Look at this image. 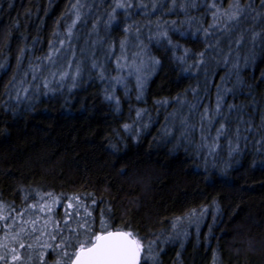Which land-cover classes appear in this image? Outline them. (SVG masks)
Here are the masks:
<instances>
[{
  "label": "trees",
  "instance_id": "16d2710c",
  "mask_svg": "<svg viewBox=\"0 0 264 264\" xmlns=\"http://www.w3.org/2000/svg\"><path fill=\"white\" fill-rule=\"evenodd\" d=\"M75 2L0 0V63L6 64L5 69H0V202L19 212L36 202V192H50L59 197L51 214L62 221L69 198L79 195L90 206L97 225L103 212L111 230L132 231L152 240L159 237L161 230L169 234L177 217L195 209L197 214L204 213L199 227L193 224L187 228L186 237L159 243L158 264H264L261 0H240L242 5L251 4L249 17L231 33L212 32L207 41L203 32L196 31L201 25L207 28L211 24V12L206 15L204 8L189 9L187 15L200 21L189 27L179 23L186 18L180 13L182 9L167 11L172 8V0H155L162 8L147 16L135 7L139 0H132L131 19L123 10H117L116 20L106 27L104 18L116 0H81L89 9L90 19L100 20L97 38H102V43L99 41V47L96 43L95 58L107 70L110 46L119 48L121 40L135 39L124 31L126 26L133 22L141 25L140 37L144 38L149 31L144 25L149 20L178 22L181 34L169 30L172 45L166 40L150 44L151 53L160 64L142 99L138 100L132 92L123 93L121 88L114 93L107 80H101L98 71L91 68V61L81 57L85 52L80 48V23L71 41V50L77 55L75 63L83 62L76 87H71L68 79L63 87L51 85L56 88L54 93L45 94L46 89H41L30 100L9 102L6 89L17 73L21 50L23 72L37 57L47 56L50 45L56 46L61 37L67 39L65 23ZM152 2L144 0L149 7ZM182 2L177 0V4ZM229 3L230 0H223L225 7ZM87 32L96 36L90 29ZM254 32L260 33L255 41ZM241 35L244 38L237 44ZM89 41L83 44L87 54L92 49ZM208 45L215 46V51L209 49L199 69L181 71L197 63L199 53ZM67 50L69 55L71 50ZM177 57H185V61ZM236 63L238 67L233 68ZM218 88L227 120L216 117L210 132L205 125V134L214 137L221 123L228 131L221 136L213 158L206 157V152L197 154L195 145L200 143L199 114L205 108L215 110ZM225 88L231 91L224 92ZM106 93L119 98L118 111L115 99H105ZM197 100L199 105L191 112L190 120L197 127L190 143L180 136V120L189 115V104ZM230 105L236 107L229 111ZM140 109L147 110L142 123L148 127L141 129L137 124L132 133L124 131L122 126L132 124ZM169 114L174 115L166 120ZM165 126L170 127L171 135L162 133ZM230 140L232 147L239 145L231 155ZM112 144L117 148H112ZM93 199L96 204L91 206ZM54 259L52 255L47 257L49 264Z\"/></svg>",
  "mask_w": 264,
  "mask_h": 264
},
{
  "label": "snow or ice",
  "instance_id": "6c2138e0",
  "mask_svg": "<svg viewBox=\"0 0 264 264\" xmlns=\"http://www.w3.org/2000/svg\"><path fill=\"white\" fill-rule=\"evenodd\" d=\"M264 5V0H261ZM132 0H116L115 7L108 14V19L105 22V26H110L116 20L117 10H123L128 14L127 18L131 19L130 9L133 7ZM85 5L81 3V0H76L71 5V13L74 19L67 25L64 36L67 39L58 40L59 47L50 45V51L47 56L37 57L35 62H31L28 65L26 71L21 72L20 66L24 58V50H21V54L17 59L18 70L13 75L10 81L9 88L6 89V94L9 97V102L13 99L15 102L20 103L24 100H30L36 93H39L41 89H46L45 94L54 93L55 87L51 85L55 84L58 87H63L65 80L69 78V73L60 71L57 67L60 59V55L65 45H69L71 50V41L74 38V29L79 23H86L85 16L87 13L83 11ZM135 7L144 10V14L151 15L159 6L153 0L151 6L144 3V0H139V3ZM179 7L185 13L186 18L180 21V24H185L191 27L193 24H200V21L196 17L188 16L189 9L197 8L196 0H183L182 3L177 4V0H172V8L167 11L172 12L175 8ZM211 12L212 23L204 28L202 25L197 27L196 31L203 32L205 40L212 32L231 33L234 29L238 28L243 20L247 19L252 10L251 4L242 5L240 0H230L227 7L224 6L223 0L217 3V0H212V3L207 6ZM155 24V32L152 31V25ZM100 20L97 19L93 23V33L98 32V26ZM176 20H162L157 19L155 22L149 20L144 27H147L150 36L149 39H155L157 43L162 40H167L169 45H172L171 37L169 36V30L176 34L180 33V28L177 26ZM124 31L127 34L133 35L136 40H139V44L136 45L138 50L133 52L131 56L128 54V40L120 41L121 55L116 60V70L118 75L113 77L105 76V67L102 63L98 62L93 54L91 61V68L95 69L99 73L101 80H107L112 87L113 92L116 85H121L125 88L127 94L128 77H135V84L139 89L141 95L137 96V99H142V93L144 90V83L148 76L152 74L156 67L160 64L158 58L148 56L147 46L140 40L141 25L133 22L125 27ZM57 35V33H54ZM260 35V33H253V41ZM243 35L236 41L237 44L243 40ZM218 43V42H217ZM114 46H110V51ZM211 49L215 51V46L208 45V47L199 53V61L188 68H182L181 71H188L191 68L199 69L204 63V57L206 53ZM188 50L185 49V53ZM231 53V49H229ZM75 55V53H73ZM110 59V57H106ZM179 61H185V57H177ZM47 62V63H45ZM225 63L228 61L225 60ZM71 63L69 67H71ZM56 68V71L49 72L48 76L43 75L45 68ZM238 63L233 64V68H237ZM6 64L0 63V69H5ZM127 69V73L124 70ZM82 74V62L76 64L75 75L71 77V87H76L77 78ZM31 79H28V77ZM59 77V79H57ZM222 80L225 78H221ZM39 81V83H35ZM195 93V89L192 90ZM224 92L231 91L230 89H223ZM13 93L15 94L13 96ZM105 99L113 100L117 104V111L119 110V98L113 94L106 93ZM222 100L221 90H217L216 106L215 110L211 111L208 108L204 109L203 113H200L199 129H200V143L196 144L197 154L206 152V157H215L217 148L219 147V140L221 136L227 134L228 129L224 123L220 124V127L216 130V135L210 137L205 134V125L210 132L211 126L216 122V117H221L227 120V117L223 116L222 112ZM177 102L179 98H177ZM157 103H160L159 101ZM199 100L195 104H189V115L183 116L180 120V126L183 129L180 136L182 140L192 142L191 137L196 130V124L190 123L191 112L197 109ZM229 111L235 108V105H230ZM147 113L146 109H140L136 112V119L132 124L125 123L122 127L123 130L132 133L134 127L139 124L141 129L148 127L143 124L144 115ZM174 114H169L166 120L172 119ZM164 135H171V129L169 126H165L162 129ZM139 135V132L136 133ZM236 139H240V129H236ZM229 154L237 151L239 145L236 144L232 147V141H229ZM112 148L116 149L117 145L112 144ZM38 197L36 202L28 204L22 208L19 212L15 211L13 206L0 202V264H49L47 257L52 255L55 259L51 264H141L142 260L144 264H148L149 261L152 264H158L159 252L156 250L159 243H167L169 241H175L180 237H186L188 232L187 228L193 224L199 227V221L203 217V211L197 214L195 209L190 210L187 214L177 217L171 224V232L165 234L164 230L160 231L157 239L141 238L138 234L132 231L123 230H111L107 221L103 218L104 214L101 212V219L97 225L96 218L90 206L87 205L79 195L70 197L68 204L65 207V215L63 220H56L51 215L54 207L59 203V197L54 196L52 193L41 194L35 193ZM28 194L24 199L27 201ZM96 204V200L91 201V206ZM73 209V211H68ZM47 216V218H45Z\"/></svg>",
  "mask_w": 264,
  "mask_h": 264
},
{
  "label": "rangeland",
  "instance_id": "374dc122",
  "mask_svg": "<svg viewBox=\"0 0 264 264\" xmlns=\"http://www.w3.org/2000/svg\"><path fill=\"white\" fill-rule=\"evenodd\" d=\"M196 3H197V8H195V9H193V10H199V9H201V8H204L203 9V11L205 12V14L206 15H210V11L208 10V5H210L211 3H212V0H196ZM217 3H218V1H217ZM102 5V4H101ZM162 8V6L160 5V7H158L157 9L158 10H160ZM83 11L85 12V13H87V15L85 16V20L87 21L86 23H82V24H80L81 25V27L80 28H82V29H80L81 31H80V36H81V39H82V43H81V45H82V47H80L81 48V51H84L85 53H84V55L86 56H81L82 58H86L87 59V61H92V58H93V54L95 55L96 54V48H97V46H96V43H97V45H98V47H99V44H100V42L99 41H101V43H102V38H97V33H96V36H92V33H89V32H87V30L88 29H90V30H92V27H93V23L95 22V20L93 19V20H91L90 19V17L88 16L89 14H88V11H89V9H83ZM207 12V13H206ZM180 13L181 14H184L185 15V13H184V11L183 10H181L180 11ZM108 14V13H107ZM211 16V15H210ZM74 19V16L71 14L70 16H69V18H68V20L66 21V23H65V30H66V28H67V25L68 24H70L71 23V21ZM107 19H108V15L106 16V18H104V20H105V22L107 21ZM210 19H212V16H211V18ZM211 23H212V20H211ZM74 31H76V28L74 29ZM153 32H155V29L154 30H152ZM93 32V31H92ZM61 35V34H60ZM95 35V34H94ZM149 36H150V32L148 31V33H147V36L146 37H140V40H142L143 42H144V45H146L147 46V53H148V56H151V57H154L153 55H152V53H151V50H150V44H151V42H156L155 41V39H149ZM170 36V35H169ZM65 37V36H64ZM99 37V36H98ZM61 39H63V37H61L59 40H61ZM89 40H91V43H92V45H91V51H90V53L89 54H87V52H86V49H84L85 48V45L83 46V44H89L90 43V41ZM127 40H128V54H129V56H131V54L133 53V52H136L137 50H138V48L136 47V45H138L139 44V40H136V39H134V41L132 40V38L131 37H129V38H127ZM166 40V39H165ZM164 40V41H165ZM163 41V40H162ZM167 41V40H166ZM89 42V43H88ZM99 43V44H98ZM87 46V45H86ZM56 47H59V44L57 43L56 44ZM69 47L67 46V45H65V47H64V49L62 50V52H61V55H60V60H59V63H58V65H57V67L59 68V70L60 71H65V72H68L69 73V78L68 79H71V77L72 76H74L75 75V68H76V63H75V60L77 59L76 57H77V55H76V57H75V55L73 54L74 53V49L73 50H71L70 51V53H69V55H68V49ZM87 48V47H86ZM76 50V49H75ZM66 55H68V57H67V59H65V57H66ZM120 55H121V51H120V47L119 48H115V47H113L112 48V50L110 51V49H109V56L108 57H110V59H107L106 61L108 62V66H107V68H108V70L105 68V76L106 77H113V76H116V75H118V72H117V70H116V60H117V58L118 57H120ZM86 59H85V61H86ZM63 60H64V62H63ZM89 62H87V63H89ZM45 63H47V62H45ZM71 63V67H69V64ZM75 63V64H74ZM79 63H81V62H79ZM83 63V62H82ZM158 68V66L156 67V69ZM156 69H155V71H156ZM57 69L56 68H52V67H48V68H46L45 69V71H47V72H45L46 73V76H48L49 75V72H51V71H56ZM127 69H125L124 70V73L126 74L127 73ZM155 71L152 73V74H150L149 76H148V78H147V80H146V82L144 83V90H145V87H146V85H147V83H148V81H149V79L153 76V74L155 73ZM57 79H59V77H57ZM68 79H67V81H68ZM66 81V80H65ZM71 81H72V79H71ZM108 82V81H107ZM65 83V82H64ZM109 84V83H108ZM112 88V87H111ZM117 88H121L122 89V92L123 93H125L126 94V91H125V88L123 87V86H121V85H116L115 86V90H117ZM113 90V89H112ZM115 90H114V93H116L115 92ZM144 90H143V92H144ZM133 93L135 96H138V95H141V93L139 92V89L137 88V86H136V84H135V77L134 76H130V77H128V86H127V94H130V93ZM52 216H53V214H51Z\"/></svg>",
  "mask_w": 264,
  "mask_h": 264
},
{
  "label": "water",
  "instance_id": "95a60500",
  "mask_svg": "<svg viewBox=\"0 0 264 264\" xmlns=\"http://www.w3.org/2000/svg\"><path fill=\"white\" fill-rule=\"evenodd\" d=\"M113 231H116V230H113ZM124 231V230H123ZM141 264H142V262H141Z\"/></svg>",
  "mask_w": 264,
  "mask_h": 264
}]
</instances>
